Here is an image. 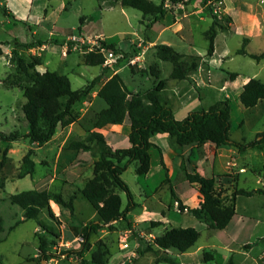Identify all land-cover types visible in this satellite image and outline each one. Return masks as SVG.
Wrapping results in <instances>:
<instances>
[{
  "label": "rangeland",
  "instance_id": "obj_1",
  "mask_svg": "<svg viewBox=\"0 0 264 264\" xmlns=\"http://www.w3.org/2000/svg\"><path fill=\"white\" fill-rule=\"evenodd\" d=\"M225 1L233 13V27L231 25L229 31L218 30L215 52L209 56L206 32L214 15L225 23L224 17L228 14L224 11ZM225 1L189 0L185 4H169L166 14L156 21L136 8L122 5L120 1L0 0V41L4 42L0 44L3 50L0 55V133H25L28 130L22 110L26 100L23 86L12 83L14 79L9 77L15 66L9 43L14 37L25 39L28 36L27 41L45 40L48 44L46 50L36 49L34 53L29 49L23 54L28 56L40 51L44 63L42 68L66 74L73 89L85 86L99 76L89 97L76 106L78 120L69 126H58L48 143L39 146L28 139H21L8 144L7 158L0 168V238L4 239L0 241V264H83L82 259L91 258L98 242L108 247V264H170L165 261L158 263L157 254L175 258L180 264H230V260L231 264H264V242L261 239L264 236V191L253 196H240L236 202L237 213L226 228H209L188 209L181 208L179 200L171 193L173 189L181 194V202L186 200L190 206L200 203L198 184L195 183V189L190 187L184 171L177 169L172 177L166 176L161 157L165 155L169 162H178L177 151L166 133L152 137L161 152L158 147L150 149L151 168L145 177L137 175L135 162L128 163L122 173L137 203L128 219L114 221L112 228L105 225L93 232L90 247L81 255L68 253L82 247L84 228L96 216L80 188L93 176L94 162L99 157L91 151L75 153L69 148V143L86 137V129L93 117L105 107L97 91L115 72L121 74L132 92L152 88L164 79L165 94L177 119L229 97L230 139L234 144L245 145L240 160L246 161L249 167L246 174H241L242 178L248 177V181L242 180L240 187L264 190V143L252 144L257 135L264 133V100L253 109L245 107L239 99L247 79L256 77L264 81V59L257 61L248 55L235 53L245 38H248L245 43L248 52L264 51V0H241L248 4L256 21L250 20L244 9L238 8L237 11L236 2L240 4V0ZM12 15L25 20L37 34L34 35ZM52 31L54 35L49 36ZM72 34L92 42L87 41L75 48L74 42L68 39ZM99 39L114 42L123 52L115 54L109 63L88 65L84 57L91 51L89 46L99 44ZM63 40L69 41L67 49L61 44ZM158 43L173 46L184 60L190 61L191 56L200 55L198 69L191 71L186 79H171L173 64L158 57L155 48ZM228 72H236L238 76L231 80ZM222 85L226 89H221ZM96 130L102 132L115 148L130 145L129 121ZM0 144L3 148L7 146L2 141ZM27 154L35 160V172L20 178L22 160ZM259 177L263 182L258 180ZM44 188L61 191L65 197L73 192L77 195L74 215L53 201L50 211L44 209L41 213V218L60 234L58 238L46 233L35 220L25 219L24 210L10 201L11 194ZM217 188L223 196L231 194L222 183ZM120 194L125 208L128 197L124 192ZM146 206L149 212L145 210ZM153 220L162 224L153 227ZM174 226H192L199 230L200 237L195 245L183 253L173 249L145 250L166 228ZM39 235L56 240L48 248L51 252L48 260L40 257Z\"/></svg>",
  "mask_w": 264,
  "mask_h": 264
},
{
  "label": "trees",
  "instance_id": "obj_2",
  "mask_svg": "<svg viewBox=\"0 0 264 264\" xmlns=\"http://www.w3.org/2000/svg\"><path fill=\"white\" fill-rule=\"evenodd\" d=\"M114 3L120 1L122 5L140 10L144 16H152L153 20L161 19L169 9V4L188 3L189 0H112ZM207 2L208 0H203ZM23 22L32 32V26L25 20ZM225 23L218 16H213L212 24L207 30L209 42L207 55L213 56L215 52V39L218 30L228 31L231 27L232 17L227 14ZM236 50L237 54H245L260 61L264 59V51L259 53L248 52L245 43ZM4 43L0 41V44ZM11 59L14 63V71L9 77L13 78L12 83H21L23 86L25 102L22 105L25 118L28 122V130L25 133L13 131L0 133V141L7 144L3 148L0 144V168L7 158L8 144L21 139H28L32 143L41 146L48 143L56 133L58 126H69L79 118L76 106L84 102L94 89L99 80L95 77L85 86L73 89L69 77L59 70L47 69L44 72L37 70V66L43 63L38 54H23L36 45H42L41 40L23 42L14 37L11 42ZM105 47L108 52L112 51L120 55L123 50L119 49L114 42L99 40V44L88 52L84 62L88 65H103L106 57L98 50ZM157 55L162 60L172 62L173 69L171 79L183 80L189 76L191 71L199 67L200 55L191 56L192 60H184L183 55L174 49L173 46L165 43L155 45ZM3 53L0 47V55ZM127 56L128 53H125ZM108 67V66H107ZM238 73L228 72V78L236 79ZM9 81V79H8ZM166 82L160 79L156 86L144 91L132 92L126 85L119 72H115L110 78L103 82L97 91V95L105 102V107L100 109L93 117L91 125L87 128V135L83 139H74L69 143V148L75 153L80 151H91L99 155L94 162L93 176L89 178L80 188V192L93 207L96 216L84 228L83 245L78 250H70L68 253L82 252L90 247L89 240L93 232H97L103 226L113 227V222L120 219H128V214L134 210L137 203L134 195L122 178V173L128 163H136V173L139 177H145L151 168L152 147H158L152 137L158 133H166L171 140L173 147L180 156V150L190 146L192 148L212 143L215 146L234 145L242 150L245 145L236 143L230 139L231 128V104L230 98L225 97L211 104L206 109L190 111L183 119H177L173 107L168 101L166 94ZM241 103L252 108L259 101L264 100V81L259 78H250L243 85L239 95ZM129 121L130 131L128 140L130 145L126 147H113L107 141L105 135L96 130L108 125L123 124ZM261 138L256 139L252 144L264 143V133ZM159 148V147H158ZM160 149V148H159ZM161 152V149H160ZM126 160L124 164L122 162ZM166 176L168 169L161 157ZM35 160L30 155H25L19 171V177H25L35 172ZM186 179L190 183L199 186L201 201L198 206H185L173 189L171 193L179 200L181 208H187L189 212L200 221L206 222L209 228L224 229L228 226L236 214V197L238 195L252 196L255 193L263 192V189L240 188L234 184L230 195H224L218 190V184L224 181L225 175L217 174L205 176L200 172L187 169L185 161L180 164ZM227 177V176H226ZM225 177V178H226ZM228 182H232L229 180ZM121 192L128 197L125 208L122 207ZM77 195L73 192L65 197L61 191L50 189H29L10 195V201L19 205L24 210L25 219H33L42 229L58 238L59 233L49 223L41 218L44 209L50 211L51 201L68 209L72 215L75 211V200ZM158 220L151 221L153 227L161 225ZM13 227V226H12ZM11 227V228H12ZM1 230V227H0ZM200 237V231L192 226H174L166 228L159 234L153 244H148L146 251L157 252L159 249H173L178 253L188 251L195 245ZM40 257L48 260L51 257L49 246L56 243V240H48L46 235H39ZM264 242V236L261 238ZM4 239L0 238V241ZM109 250L106 244L98 242L92 251L89 260L82 259L83 264H108ZM156 261L180 264L175 258L163 257L157 254ZM230 260V264H231Z\"/></svg>",
  "mask_w": 264,
  "mask_h": 264
},
{
  "label": "crops",
  "instance_id": "obj_3",
  "mask_svg": "<svg viewBox=\"0 0 264 264\" xmlns=\"http://www.w3.org/2000/svg\"><path fill=\"white\" fill-rule=\"evenodd\" d=\"M238 2L239 1L236 2L237 11H238V8L244 9L245 11H247L249 13V19L252 21H256L252 17L253 12H252V10H249L248 4L243 3L241 0H240V4H238ZM262 10L264 12V8H262ZM224 11L226 13L230 14V16L232 17L233 13L231 10H228V7L226 5V1H225ZM231 25L233 27V18H232ZM230 29H232V28L230 27ZM32 33L34 35H36L37 31L32 30ZM52 33H53V31L50 32V34L48 33V35L49 36L54 35ZM27 39H28V36H25V39H20V40L23 42H27ZM247 40H248V38H247ZM41 41L44 42L42 45H36L35 47H33V49H30V50L34 53L36 52V49H39L41 51L46 50L48 48L47 42L45 40H41ZM61 44L64 46V49H67L69 41L63 40V42ZM37 53L39 55L41 54L40 51ZM43 64L44 63H42L41 65H38L37 69L40 72H44L47 70V68H42ZM249 79H247L244 82V84L247 83L249 81ZM242 88H243V86H242ZM221 89H226V86L222 85ZM262 101H259L258 104L252 108L253 109L258 108L259 105L262 103ZM114 125H119V124H114ZM260 138H261V135H257V139H260ZM261 144H263V143H261ZM180 153H181V155L178 156V162H172V161L169 162L167 160L166 156L163 155L164 162L168 168V175L171 177L173 176V173L177 169H181L180 164L183 160L186 163L187 169L192 170L194 172H200L205 176H213V175H217V174L225 175V177L227 176L226 178L224 177V181H222V184L224 185V188H228V192H231V190H233L234 184H237L238 187H240V182L242 180L248 181V177L242 178V175H241V174H246L248 172V170H249L248 164L246 163V161H243V159L240 160L241 150L237 147H234L233 145L215 146L212 143H206L202 146L194 147V148L187 146V147L181 149ZM263 154H264V151H263ZM258 174H260V173H258ZM229 180H232V182H228ZM258 180L263 182V179L261 177H259ZM188 183H189L190 187H193V189H195V187H196V186H194V185H196L195 183H190V182H188ZM198 187L199 186H197V188ZM240 188H244V187H240ZM258 189H261V188H258ZM199 194H200V192H199ZM255 194H253V195H255ZM176 195H177V198L179 200L183 201V196L181 194L179 195L176 193ZM240 196H244V195H238L236 197V202ZM201 200L202 199H201V195H200L199 196V202ZM183 204L185 206H190L186 200H184ZM197 205H198V203L194 204L193 206H190V207H194ZM145 210H147V212H149L147 206L145 207ZM236 213H237V211H236Z\"/></svg>",
  "mask_w": 264,
  "mask_h": 264
},
{
  "label": "built area",
  "instance_id": "obj_4",
  "mask_svg": "<svg viewBox=\"0 0 264 264\" xmlns=\"http://www.w3.org/2000/svg\"><path fill=\"white\" fill-rule=\"evenodd\" d=\"M68 39L70 41L74 42V47L75 48L81 47L84 43H87V41H89L88 43L92 42V40L91 41L90 40H86V38H84L82 36H79V35H76V34L70 35L68 37ZM99 40H98V42H99ZM93 43H94V41H93ZM92 45H94V44H92ZM93 49H94V46H89V50H93ZM98 51L105 55V57H106L105 63H109L111 61V59L113 58V56L115 55V53H113L112 51L108 52L105 47H100V49ZM184 209H187V208H184Z\"/></svg>",
  "mask_w": 264,
  "mask_h": 264
}]
</instances>
